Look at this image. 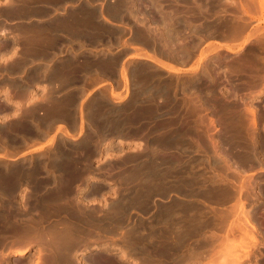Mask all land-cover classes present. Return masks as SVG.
Returning <instances> with one entry per match:
<instances>
[{"label": "bare ground", "instance_id": "bare-ground-1", "mask_svg": "<svg viewBox=\"0 0 264 264\" xmlns=\"http://www.w3.org/2000/svg\"><path fill=\"white\" fill-rule=\"evenodd\" d=\"M91 1V0H90ZM101 1V0H100ZM100 1L98 0V3L100 4ZM110 1V0H109ZM146 1V2H145ZM183 1V0H181ZM190 1V0H189ZM193 1V0H192ZM191 1V2H192ZM196 1V0H195ZM217 2V0H215ZM9 2V1H8ZM11 2V1H10ZM110 4H107L106 6V11H108L110 13V16L112 17H123L125 15V13H130L131 15L135 14L133 12H138V10L140 8L145 9V7H149L150 6V10L151 8H154V2L153 0H120V1H116V0H111ZM185 2V1H183ZM198 2V1H197ZM206 2V1H205ZM214 2V0H212V3ZM48 3V2H47ZM69 3V2H68ZM94 3V2H93ZM102 3V1H101ZM109 3V2H108ZM145 3L146 6H145ZM196 3V2H195ZM199 3V2H198ZM222 3V2H221ZM232 3V2H231ZM12 4V3H10ZM36 4V3H35ZM73 4V3H72ZM175 4V3H174ZM192 4V3H191ZM204 4V3H203ZM216 4V3H214ZM238 4H240L239 8L242 9L241 12H243V14H249L248 13V9H250L248 7V5L246 4L245 1L240 0L238 2ZM94 5V4H93ZM104 5V4H102ZM181 5V4H180ZM185 5V4H184ZM226 5V4H225ZM10 6V5H9ZM64 6V5H63ZM96 6V5H94ZM98 6V5H97ZM145 6V7H144ZM208 6V5H207ZM212 6V5H211ZM227 6V5H226ZM259 10L261 12L264 13V0H259ZM218 7V6H217ZM230 7V6H229ZM22 8V6H21ZM58 8V7H57ZM99 8V6H98ZM207 8V7H206ZM205 8V9H206ZM221 8V7H220ZM156 9V7H155ZM154 9V12H155ZM160 9V8H159ZM174 9V8H173ZM172 9V10H173ZM191 9V8H190ZM199 9V7H198ZM223 9V8H222ZM221 9V10H222ZM240 9V10H241ZM21 10V9H20ZM57 10V9H55ZM60 10V9H59ZM96 9L93 8V6H89L88 5V1L87 0H82L81 2H77V4L74 5L73 8H71V13H68L69 15H71V18L74 17L75 15H77L76 17H78V21L76 22V24L78 25H82L79 26V28L81 27L82 29H84V31H94L93 27H91L93 22H97V18H94V15L96 13L95 11ZM192 10V9H191ZM196 10V8H195ZM200 10V9H199ZM198 10V11H199ZM69 11V10H68ZM100 11V10H99ZM177 11V10H176ZM190 11V10H188ZM202 10L199 11V14H201ZM220 11V10H219ZM223 11V10H222ZM104 12V11H102ZM107 12V13H108ZM172 12V11H170ZM203 12V11H202ZM217 12V11H215ZM250 12V10H249ZM260 12V13H261ZM48 13V12H47ZM66 11H62V13H58L59 17L62 15H66L65 14ZM158 13V12H156ZM166 13V12H165ZM179 13V12H178ZM181 13V12H180ZM213 13V11H212ZM230 13V11H229ZM174 15V13H172ZM182 14V13H181ZM198 14V13H197ZM139 15V13H138ZM176 15V13H175ZM233 18H230L232 21H235V16L234 14H230ZM229 15V16H230ZM100 16V15H99ZM143 16V15H142ZM146 16V14H145ZM144 16V18H145ZM178 16V15H177ZM183 16V15H181ZM219 16V15H218ZM58 17V16H57ZM58 17V18H59ZM67 17V16H66ZM102 18V20H104L105 22H108L110 24V22L112 21V19L107 16L106 14H101L100 16ZM98 17V18H100ZM128 17V16H127ZM153 17V16H152ZM157 17V15H156ZM154 17V18H156ZM164 17V15L162 16ZM179 17V16H178ZM196 17L199 18V15H196ZM195 17V18H196ZM201 17V16H200ZM204 17V16H203ZM202 17V18H203ZM215 17V16H214ZM100 18V19H101ZM131 18V17H130ZM150 19V17H147ZM146 18V19H147ZM153 18V19H154ZM158 18V17H157ZM193 18V19H195ZM240 18V16H239ZM54 19L55 16H54ZM64 19V18H63ZM118 19V18H117ZM120 19V18H119ZM118 19V20H119ZM133 19V18H132ZM135 19V18H134ZM148 19V20H149ZM152 19V18H151ZM179 19V18H177ZM188 19V18H187ZM192 19V18H191ZM208 19V18H206ZM222 19V18H221ZM61 19H59L58 21H60ZM126 20V19H125ZM162 21H164L163 19H161ZM196 20H198L196 18ZM205 20V19H204ZM220 20V19H218ZM230 20V21H231ZM237 20V18H236ZM240 20V19H239ZM63 21V20H62ZM68 21V20H67ZM115 21V20H113ZM112 21V22H113ZM129 21V20H128ZM206 21V20H205ZM231 21V22H232ZM71 22V21H70ZM74 22H75V18H74ZM101 22V21H100ZM138 22V21H137ZM144 22V20H143ZM150 22V21H149ZM157 22V21H155ZM165 22V21H164ZM168 22L171 23V21L168 20ZM167 22V23H168ZM181 22V21H180ZM183 22V21H182ZM190 22V21H189ZM192 22V21H191ZM195 22V21H194ZM208 22V21H207ZM59 23V22H58ZM73 23V22H72ZM90 25H89V24ZM117 23V22H116ZM139 23V22H138ZM142 23V22H141ZM140 23V24H141ZM153 23V22H152ZM206 23V22H205ZM204 23V24H205ZM228 23V22H227ZM230 23V22H229ZM240 23V22H239ZM57 24V22H56ZM61 24V23H60ZM67 24V23H66ZM88 24V25H87ZM94 24V23H93ZM99 24V22H98ZM125 24V23H124ZM148 24V23H147ZM151 24V23H150ZM149 24V25H150ZM155 24V23H154ZM169 24V23H168ZM181 24V23H180ZM195 24V23H194ZM200 24V23H199ZM75 25V23H74ZM100 25V24H99ZM142 28H143V24ZM146 25V24H145ZM148 25V26H149ZM157 25V24H156ZM153 26L154 28L157 26ZM162 25V24H160ZM206 25V24H205ZM211 25V24H210ZM223 25V24H222ZM237 25V24H236ZM67 26V25H66ZM77 25H75L76 27ZM137 26V25H136ZM169 26V25H168ZM185 26V25H184ZM204 26V25H203ZM213 26V25H212ZM221 26V25H220ZM64 27V25H63ZM62 25L61 28L63 29ZM73 27V26H72ZM87 27V28H86ZM104 27V26H103ZM102 27V28H103ZM145 27V26H144ZM147 27V25H146ZM160 27V26H159ZM158 27V28H159ZM208 27V25L206 26ZM225 27V26H224ZM78 28V29H79ZM124 28V27H123ZM184 28V27H183ZM186 28V27H185ZM210 28V27H209ZM231 28V27H230ZM235 28V26H234ZM61 29V30H62ZM70 29V28H69ZM73 29V28H71ZM70 29V30H71ZM81 29V30H82ZM151 29V28H150ZM156 29V28H155ZM154 29V30H155ZM237 29V28H236ZM241 29V28H240ZM244 29V28H242ZM74 30H76L74 28ZM153 30V31H154ZM182 30V29H181ZM211 30V29H210ZM233 30V29H232ZM239 30V29H238ZM73 31V30H72ZM100 31V30H99ZM125 31V30H124ZM152 31V29H151ZM149 30V28H147V33L151 32ZM167 31V30H166ZM172 31V30H171ZM178 33V30H176ZM180 31V30H179ZM203 31V30H202ZM209 31V30H208ZM231 31V30H230ZM62 32V31H61ZM65 32V31H64ZM96 32V30H95ZM120 32V31H119ZM123 32V30H122ZM156 32V31H155ZM153 32V34L155 33ZM235 32V31H233ZM239 32V31H238ZM241 32V30H240ZM75 33V32H74ZM77 33V32H76ZM107 33V32H106ZM135 33V31H134ZM159 33V31H158ZM158 33H155L154 36ZM166 33V32H165ZM92 34V33H91ZM102 34V33H101ZM152 34V33H151ZM164 33H159V36L157 39L162 41V44H168L169 42H172V38L174 37V35H176V33L173 35L172 33L169 34V32H167V34L169 35H163ZM198 34V33H197ZM200 34V33H199ZM234 34V33H233ZM232 34V35H233ZM236 34V33H235ZM234 34V35H235ZM76 35V34H75ZM78 35V34H77ZM105 35V34H103ZM109 35V34H108ZM139 35V34H138ZM135 35V36H138ZM147 35V34H146ZM150 35V34H149ZM173 35V37H172ZM209 35V34H208ZM231 35V36H232ZM232 36V38H234L235 36ZM239 35V34H238ZM236 35V36H238ZM153 36V37H154ZM230 36V35H229ZM230 36V37H231ZM2 37V36H1ZM139 37H141L139 35ZM149 37V36H148ZM148 37L146 39H148ZM151 37V36H150ZM149 37V38H150ZM95 38V37H94ZM137 38V37H136ZM143 38V36H142ZM155 37L152 39H156ZM122 39V38H121ZM175 39V38H173ZM140 40V39H139ZM149 40V39H148ZM258 40V39H257ZM150 41V40H149ZM158 41V40H156ZM259 42V40H258ZM263 42V40L261 41ZM113 43V42H112ZM145 43V42H144ZM152 43H154L152 41ZM158 43V42H155ZM154 43V44H155ZM160 43V42H159ZM178 43V42H177ZM253 43V42H251ZM109 44V43H108ZM135 44V43H134ZM153 44V45H154ZM150 45V44H149ZM169 45V44H168ZM179 45V44H177ZM251 45V44H250ZM1 46V45H0ZM93 46V45H92ZM158 46V45H157ZM170 46V45H169ZM13 47V46H12ZM29 47V46H26ZM110 47V46H109ZM156 47V44H155ZM181 47V46H180ZM25 48V47H24ZM143 48V47H142ZM146 48V47H145ZM159 48V47H158ZM174 48V47H173ZM23 49V48H22ZM26 49V48H25ZM150 49V48H149ZM171 49V48H170ZM226 49L230 50L231 48L226 46ZM250 49V48H249ZM77 50V49H76ZM140 50V49H139ZM157 50V49H156ZM161 50V49H159ZM167 50V49H165ZM169 50V49H168ZM168 50L166 51L167 53ZM173 50V49H172ZM171 50V51H172ZM175 50V49H174ZM28 51V50H27ZM161 51H164V49H162ZM176 51V50H175ZM18 52V51H17ZM124 52V51H122ZM232 52V51H231ZM243 52V51H242ZM19 53V52H18ZM29 53V52H28ZM101 53V52H100ZM120 53V52H119ZM127 53V52H126ZM147 53V52H146ZM164 53V52H163ZM174 53V51L172 52ZM13 54V53H12ZM93 54V53H91ZM95 54V53H94ZM105 54V53H104ZM125 54V53H124ZM160 54V53H159ZM158 54V56H159ZM162 54V52H161ZM166 53H164L165 55ZM202 54V53H201ZM256 54V53H255ZM254 54V55H255ZM101 55V54H100ZM109 54H105L104 57H107V61L106 65L107 68H112L111 66L114 65L115 66V61L117 62V58L119 57L120 54L113 56H107ZM135 58L139 59H147L150 60L152 58V56L149 55H144L143 52H139L137 51L136 54H134ZM153 55V54H152ZM163 55V54H162ZM161 55V56H162ZM169 55V54H168ZM171 55V53H170ZM175 55V53L173 54ZM171 55L168 56L167 58H171V59H176L174 58V56ZM187 55V54H186ZM253 54L248 55V60L250 61V59H252L254 57ZM173 56V57H172ZM200 56V55H199ZM243 56V55H242ZM5 57V56H4ZM15 57V56H14ZM17 57V55H16ZM19 57V56H18ZM17 57V58H18ZM22 57V56H21ZM26 57V56H25ZM24 57V58H25ZM88 57V56H87ZM151 57V58H150ZM176 57V56H175ZM186 57V56H185ZM241 57V56H240ZM16 58V60H17ZM23 58V57H22ZM23 58V59H24ZM36 58V57H35ZM99 58V56H98ZM163 58V57H162ZM238 58V57H237ZM8 59V58H7ZM75 59V58H74ZM87 59V58H86ZM102 59V58H101ZM120 59V58H119ZM170 59V60H171ZM178 59V57H177ZM176 59V60H177ZM204 59V58H203ZM258 59V58H257ZM29 60V59H28ZM33 60V59H32ZM99 60V59H98ZM106 60V59H105ZM166 60V59H165ZM245 60V59H244ZM253 60V59H252ZM14 61V60H12ZM84 61V60H83ZM151 61V60H150ZM180 61V60H179ZM234 63H239V65L241 66L242 69L246 68V65H241L243 64L242 61L240 62H235L234 60H232ZM4 62V61H3ZM7 62V61H5ZM23 62V61H22ZM101 62V60H100ZM104 62V61H103ZM181 62V61H180ZM184 62V61H183ZM245 62V61H244ZM253 62V61H252ZM14 63V62H13ZM19 63V62H18ZM28 63V62H27ZM33 63V62H32ZM94 63V62H93ZM144 63V62H143ZM182 63V62H181ZM232 63V62H231ZM247 63V60L246 62ZM8 64V63H5ZM4 64V65H5ZM17 64V63H16ZM101 64V63H100ZM103 64V63H102ZM162 64V63H161ZM14 65V64H13ZM127 65V64H126ZM164 65V64H163ZM231 65H234L233 63ZM230 65V66H231ZM235 68L236 70H238V67ZM7 66V65H6ZM19 66V65H18ZM104 66V65H102ZM147 66V65H146ZM166 66V67H165ZM229 66V65H228ZM246 66V67H244ZM99 67V66H98ZM126 67V66H124ZM136 66H133V68ZM150 67V66H149ZM164 67L169 70L170 72H175L177 71L173 66H167L164 65ZM249 67V66H248ZM2 68V67H1ZM10 68V67H8ZM7 68V69H8ZM18 68V67H17ZM118 68V67H117ZM130 68V67H129ZM209 68V67H208ZM228 68V67H227ZM231 67H229L230 69ZM233 68V66H232ZM232 68L230 69V71L232 70ZM234 68V70H235ZM240 68V70H241ZM4 69V68H3ZM125 69V68H124ZM121 70L122 71V77L124 80V84L127 86V72L126 70ZM205 68H203L202 70H204ZM248 69V68H246ZM250 69V68H249ZM248 69V70H249ZM9 70V69H8ZM7 70V71H8ZM102 70V69H101ZM129 70V69H128ZM131 70V69H130ZM134 70L136 71V73H138L141 76V79L139 80L140 83H138L137 85L135 84L134 88H136L135 93L133 92L134 95L130 96V98H128V102H126V104H124L125 107L121 108V112L124 111H129L127 113L134 114L132 115L133 118L135 116V119L137 120L136 122V128L140 129V130H144V131H149L151 132L154 131L155 132V139L154 141H152V139L150 141H152L151 143L147 142L144 146L142 145V148H140L139 150H137L136 155H134V159L133 161H136L134 163H136L137 167L134 170V176L132 175L131 180H129L131 183L133 182V184L130 186V182L129 183H125L126 185L129 184V186L132 188L131 189V197L126 196L124 199V203L127 202L125 199L131 198V200L133 199L135 202L137 201V203L140 205L141 202H145L146 205H150V203H146L148 199L151 200V196H153L152 198L155 199H159L160 203L157 201L152 200L154 205V212L150 213V217L143 219L142 215L139 214L140 217H137L135 220V226L132 225L130 226V229L128 231V233H130L131 235L133 234V236H131L129 239L127 240V244H125V248L120 252V254L118 255V258H123V257H129L132 255H135L134 257L136 258V262L135 264H185L188 262H196L199 260V257H203L204 256V252L203 248L204 246H208L210 248V246L213 245L214 246H220L219 248L221 249L222 247L224 248V250L221 249V252L219 251V248L217 251L215 252V254H220L222 253V255L220 254V258L217 261H214L212 256H209L208 259H206L205 261H207L210 264H242L243 260H250L256 256H260L261 251L258 249L257 245L261 244L264 246V233H262L261 230H259V228L257 227V225L252 221V217L250 218L251 215H249V211H245L244 207H246L245 205V199H249L248 197L245 198L246 194L248 191H246L248 189L249 186L253 185L252 180L250 179V177H246L244 174H246L245 172L243 173V169L241 168V166H237L238 162H241L242 159H240V161L236 163H232L229 159L228 156H230V148H228L229 146H235L239 148V152L235 151L236 153H239L240 156L244 158H248L249 160H251L252 158H254L253 156L255 154H257L259 151H256V149L259 147L260 143H264L263 139L260 138L258 136V128H257V121H256V110L254 106H247L245 104L243 107H241V111L244 110L245 111V115L246 113H249V117L247 116H243L244 119L241 122H237L238 120V116H237V110H240L239 107L235 106V103L232 99L229 100L228 98L225 97L224 92H222L220 90V88L216 87V85H214V83L210 84L209 86H211V89H209L211 91V93H219L220 96L214 95L213 97H206L205 96H201L202 94L196 92V94L194 93L195 96L190 97V94L192 92V88L189 89V86L192 85H196L200 87V89L202 90V87L204 88L206 86V83L204 80H209L208 79H202L201 78H196L195 81H193V79L191 80L189 77V80H185L184 81H180V86L178 85V83L172 85L169 82L167 83L166 81V85L165 82L164 84H161L163 86H157V84L155 85V81H154V77L152 74L146 73L145 70H143V68L141 66H137L136 68H134ZM133 70V71H134ZM200 70V71H202ZM251 70V69H250ZM19 71V70H18ZM108 71V70H107ZM110 71V70H109ZM207 71V68H206ZM3 72V71H2ZM17 72V71H16ZM27 72V71H26ZM209 72V71H208ZM214 72V71H213ZM234 72L235 75V71H231V73ZM240 72V71H239ZM7 73V72H6ZM14 73V72H13ZM104 73V72H103ZM237 73V72H236ZM243 73V72H242ZM20 74V73H19ZM29 74V73H28ZM27 74V75H28ZM100 74V73H99ZM106 74V73H105ZM137 74V75H138ZM159 74V73H158ZM230 74V73H229ZM119 75V74H118ZM160 75V74H159ZM237 75V74H236ZM5 76V75H4ZM12 76V75H11ZM33 75H31L32 77ZM62 76V75H60ZM59 76V77H60ZM129 76V75H128ZM155 76H157L155 74ZM208 76V75H207ZM211 76V75H210ZM63 77V76H62ZM117 77V76H116ZM176 77V76H175ZM206 77V75H205ZM212 77V76H211ZM236 77V76H235ZM249 77V76H248ZM251 77V76H250ZM254 77V76H253ZM264 77V76H263ZM4 78V77H3ZM132 78V77H131ZM137 78V77H136ZM158 78V77H157ZM171 78V77H170ZM169 78V79H170ZM173 78V77H172ZM171 78V79H172ZM256 78V77H255ZM99 78H97L98 80ZM182 79V78H180ZM213 79V78H212ZM216 79V78H215ZM235 79V78H234ZM248 79V78H247ZM259 79V78H258ZM60 80V79H59ZM89 80V79H88ZM91 80V79H90ZM96 80V81H97ZM132 80V79H131ZM130 80V82H131ZM174 80V79H173ZM237 80V79H236ZM8 81V80H6ZM29 81V80H28ZM62 81V80H61ZM60 81V82H61ZM99 81V80H98ZM134 81V80H133ZM138 81V80H137ZM178 81V80H177ZM219 81V80H218ZM244 81V80H243ZM95 82V81H93ZM157 82V81H156ZM159 82V80H158ZM179 82V81H178ZM212 82V81H211ZM210 82V83H211ZM14 83V82H13ZM133 83V82H132ZM163 83V82H162ZM172 83V82H171ZM220 83V82H218ZM240 83V82H239ZM19 84V83H18ZM91 84V83H90ZM111 84V83H110ZM130 84V83H129ZM159 84V85H160ZM232 84V83H231ZM249 84V83H248ZM237 85V83H236ZM251 85H253L251 83ZM7 86V85H6ZM14 86V85H13ZM17 86V83H16ZM31 86V85H30ZM177 86L179 87V90H181L182 95L184 96H178L175 93L177 92L176 89ZM254 86V85H253ZM62 87V86H61ZM248 87V86H247ZM264 87V86H263ZM9 88V87H8ZM29 88V87H28ZM117 88V87H116ZM132 88V87H131ZM208 88V86H207ZM217 88V89H216ZM194 89V88H193ZM197 89V88H196ZM247 89V88H246ZM8 90V89H7ZM19 90V89H18ZM24 90V89H23ZM49 90V89H48ZM190 90V94L187 95V91ZM242 90V88L240 89ZM34 91V90H33ZM58 91V89H57ZM75 91V90H74ZM84 91V90H83ZM194 91V90H193ZM258 92L261 91L260 89L257 90ZM9 92V91H8ZM11 92V91H10ZM17 92V91H16ZM19 92V91H18ZM26 92V91H25ZM54 92V91H53ZM102 92V91H101ZM126 92V91H125ZM202 92V91H201ZM258 92L256 94H258ZM23 93V92H22ZM84 93V92H83ZM104 93V92H103ZM11 94V93H10ZM47 94V93H46ZM49 94V93H48ZM70 94V93H68ZM105 94V93H104ZM117 94V93H116ZM206 94V93H204ZM249 94V93H248ZM251 94V93H250ZM9 95V94H8ZM71 95V94H70ZM102 95V94H101ZM122 95V94H121ZM245 95V94H244ZM255 95V94H254ZM6 96V95H5ZM98 96V95H97ZM96 96V97H97ZM119 96V95H118ZM178 96V97H177ZM257 96V95H255ZM7 97V96H6ZM5 97V98H6ZM31 97V96H30ZM44 97L46 98V95H44ZM180 97V99H179ZM251 97V96H250ZM101 98V97H100ZM234 98V97H233ZM9 98H7V100H9ZM53 99V98H52ZM94 99V98H93ZM107 99V98H106ZM178 99L181 100L179 103ZM236 99V98H235ZM33 100H37L36 98ZM50 100V99H49ZM68 100V99H67ZM101 100V99H99ZM103 100V99H102ZM209 100V104H213L214 106H217V110L215 111L216 116H206L207 117V123L203 122L205 121L206 118H204L203 114L205 113V111H201L202 113L198 112L199 109L202 110L203 107H206L204 105V103L206 101ZM45 101V100H44ZM53 101V100H52ZM66 101V100H65ZM76 101V100H75ZM89 101V100H88ZM92 101V100H91ZM127 101V100H126ZM2 102V101H1ZM25 102V101H24ZM38 102V101H37ZM42 102V100H41ZM47 102V101H46ZM64 102V100H63ZM98 102V101H97ZM97 102L95 104H97ZM101 102V101H100ZM171 103V105L173 107H171V109H166V105L168 103ZM244 103V101H241ZM246 102V101H245ZM62 103V102H61ZM72 103V102H70ZM125 103V102H123ZM169 103V104H170ZM42 104V103H40ZM45 104V103H43ZM90 104V103H89ZM239 104V103H238ZM3 105V104H2ZM22 105V104H21ZM29 105V104H28ZM54 107V110H56L55 108L57 107V109H61L63 108V105H53L50 104ZM100 105V104H99ZM170 105V106H171ZM185 105V109L184 110H180L179 107ZM240 105V104H239ZM243 105V104H242ZM30 106V105H29ZM33 106V105H31ZM43 106V105H42ZM51 106V107H52ZM92 106V104L90 105ZM96 106V105H95ZM94 106V107H95ZM198 106H201L199 109H197ZM209 106V105H207ZM215 106V107H216ZM39 107V106H36ZM41 107V105H40ZM39 107V108H40ZM77 107V106H76ZM86 107V106H85ZM93 107V108H94ZM107 107V106H106ZM169 107V106H168ZM213 107V108H215ZM5 108V107H4ZM27 108V107H26ZM31 108V107H29ZM101 108V106H100ZM129 110H126V109ZM207 109H209L208 107H206ZM239 108V109H237ZM85 109V108H84ZM99 109V108H98ZM103 109V108H102ZM111 109V108H110ZM205 109V108H204ZM203 109V110H204ZM237 109V110H236ZM5 110V109H4ZM7 110V109H6ZM53 110V111H54ZM76 110V109H75ZM78 110V109H77ZM97 110V108H96ZM100 110V109H99ZM104 110V109H103ZM102 110V111H103ZM108 110V109H107ZM119 110V111H120ZM213 110V109H212ZM24 111V110H23ZM27 111V110H26ZM39 111V110H38ZM52 111V110H51ZM93 111V109L91 110ZM243 111V112H244ZM247 111V112H246ZM22 112V111H21ZM20 112V113H21ZM32 113L35 112V108L32 109L31 111ZM59 112V111H58ZM113 112V111H112ZM117 112V111H116ZM200 113V114H197ZM207 112V111H206ZM241 112V113H243ZM11 113V112H10ZM62 113V112H61ZM65 113V112H63ZM80 113V112H79ZM126 113V114H127ZM211 113V112H210ZM214 113V112H212ZM214 113V114H215ZM240 113V111L238 112ZM41 114V113H40ZM46 114V113H45ZM57 114V113H56ZM66 114V113H65ZM77 114V113H76ZM91 114V113H90ZM98 114V113H97ZM121 114V113H120ZM123 114V113H122ZM121 114V115H122ZM24 115V114H22ZM31 115V114H30ZM60 115V114H59ZM194 115V116H193ZM209 115V114H208ZM213 115V114H212ZM242 115V114H241ZM248 115V114H247ZM20 116V114H19ZM32 116V115H31ZM65 116V115H64ZM67 116V115H66ZM65 116V117H66ZM88 116V115H87ZM115 116V115H114ZM47 117V116H46ZM61 117V116H60ZM59 117V118H60ZM72 117V116H71ZM123 117V116H122ZM202 117L204 119H202ZM8 118V117H7ZM38 118V117H37ZM56 118V117H55ZM62 118V117H61ZM77 118V117H76ZM85 118V117H84ZM131 118V116L129 117ZM242 118V117H241ZM248 118V119H247ZM31 119V118H30ZM33 119V118H32ZM54 119V118H53ZM57 119V118H56ZM64 119V118H63ZM71 119V118H70ZM87 119V118H85ZM107 119V118H106ZM247 119V124L248 126L243 128L246 124ZM12 120V119H11ZM47 120V119H44ZM55 120V119H54ZM60 120V119H59ZM72 120V119H71ZM79 120V119H78ZM102 120V119H101ZM203 120V121H202ZM13 121V120H12ZM11 121V122H12ZM28 121V120H27ZM26 121V122H27ZM32 120H29V123ZM52 121V120H51ZM50 121V122H51ZM81 121V120H80ZM79 121V122H80ZM239 121V120H238ZM9 122V121H8ZM34 122V121H33ZM39 122V121H38ZM45 122V121H44ZM47 122V123H46ZM45 125H50L49 121H46ZM53 122V121H52ZM55 122V121H54ZM61 122V121H60ZM70 122V121H69ZM89 122V121H88ZM29 123H27L29 125ZM72 123V122H71ZM81 123V122H80ZM90 123V122H89ZM97 123V122H96ZM109 123V122H108ZM119 124V122H117ZM5 124V123H4ZM70 124V123H69ZM111 124V122H110ZM114 124V123H113ZM112 124V125H113ZM242 124V125H241ZM6 125V124H5ZM2 124V126H5ZM9 125V124H8ZM27 125V126H28ZM78 125V124H77ZM91 125V124H90ZM109 125V124H108ZM120 125V124H119ZM208 125H211L210 127H213V129L216 131L215 132V136H212L211 138H209L208 136L210 134H214V133H210L208 131ZM244 125V126H243ZM39 126V125H38ZM81 126V125H80ZM127 126V124H126ZM1 127V126H0ZM14 127V126H13ZM12 127V128H13ZM74 127V126H73ZM76 127V126H75ZM106 127V125H105ZM26 128V127H25ZM39 128V127H38ZM97 128V127H96ZM118 128V127H117ZM124 128V127H123ZM128 128V127H127ZM1 129V128H0ZM16 129V128H15ZM107 129V128H106ZM116 129V128H114ZM120 129V128H119ZM131 129V127H130ZM212 129V130H213ZM241 129H244V131L248 134L246 136H240L238 135L241 131ZM4 130V129H3ZM45 130V129H44ZM129 130V129H128ZM210 130V128H209ZM8 131V130H7ZM119 131V130H118ZM122 131V130H121ZM120 131V132H121ZM12 132V130H11ZM33 132V131H32ZM46 132V131H45ZM89 132V131H88ZM80 133V131H79ZM78 133V134H79ZM199 134L201 139H202V146L198 145L200 144V141L196 144V140L194 141L195 144L191 145L190 143V138L194 139L192 136L194 134ZM16 134V133H15ZM99 134V133H98ZM123 134V133H122ZM128 134V133H127ZM142 134V132H141ZM1 135V134H0ZM3 135V134H2ZM92 135V134H91ZM102 135V134H101ZM105 135V134H104ZM130 135V134H129ZM150 135V133H149ZM167 135L169 136V142L166 143V138ZM198 135V136H199ZM4 136V135H3ZM13 136V135H12ZM19 136V134L17 135ZM75 135H69L70 138H76L74 137ZM79 136V135H78ZM85 136V135H84ZM99 136V135H98ZM131 136V135H130ZM147 136V134H146ZM144 136V137H146ZM196 135V137H198ZM1 137V136H0ZM26 137V136H25ZM86 137V136H85ZM195 137V138H196ZM103 138V137H102ZM128 138V137H127ZM154 138V137H153ZM199 138V137H198ZM8 139V138H7ZM89 139V138H88ZM200 139V138H199ZM10 140V139H9ZM75 140V139H74ZM85 140V139H83ZM101 140V139H100ZM120 140V138H119ZM118 142H122L121 140ZM128 140V139H127ZM146 140V139H145ZM167 140V141H168ZM3 141V140H2ZM192 141V140H191ZM205 141V142H204ZM95 142V141H94ZM193 142V143H194ZM207 142V143H206ZM81 144V143H80ZM96 144V143H95ZM115 144V143H114ZM121 144V143H120ZM141 144V143H139ZM143 144V143H142ZM2 145V144H1ZM57 145V144H56ZM97 145V144H96ZM119 145V144H118ZM5 146V145H4ZM141 146V145H140ZM200 146L202 148H200ZM57 147V146H56ZM55 147V148H56ZM70 147V145H69ZM76 147V146H74ZM86 147V145H85ZM97 147V146H96ZM139 146H137L138 148ZM208 147H211L210 149ZM232 147V148H235ZM262 147V146H261ZM8 148V147H7ZM208 148V149H207ZM236 148V150L238 149ZM14 149V148H13ZM54 149V148H53ZM84 149V148H83ZM93 149V148H92ZM261 149V148H259ZM258 149V150H259ZM264 149V148H263ZM2 150V149H1ZM73 150V149H72ZM210 150V153L209 151ZM228 150L229 153H228ZM235 150V149H233ZM51 151V150H50ZM64 151V149L62 150ZM96 151V150H95ZM196 151L197 154L198 152H200V154L202 153V160L200 162V158L196 160H199L200 163H202L204 166L202 168H200V170H197L195 168V166L197 167V162L195 159H193L194 155L192 156V152ZM262 151V150H260ZM67 152V151H66ZM234 152V151H233ZM232 152V154H233ZM53 153H58L56 154L58 156V169H62L66 179L63 181V183H61V186L59 185V193L55 196V193H51L54 195L51 196H43L40 197V199H38L37 201L33 200L31 202L27 201L25 202L26 204L24 206H20L19 205H14L13 201L10 198V201H12V204L10 202H7L6 199L4 198L6 195L11 194V190L17 186V184L21 181H23V179H30L32 180L33 176L31 174V170H26L24 168H22L19 165H15V166H7L3 168L2 171H0V186H1V191H0V264H2L5 260L3 257V255H6L5 253H2L3 251V247L7 245V243L12 242L15 246H19L15 249V254L17 255V260H21L23 259V257L26 254V252L29 249V245L34 242L35 240L38 241V248L37 251L35 252L36 257L35 260H37L35 262V260H33L36 264H84L83 262V258H79L75 259L73 258V256H75V248L74 246L78 245L76 244L77 241L79 240L78 237H80L81 235H79L81 232H86L87 230H90L89 228L94 224L97 223V221L99 220L96 216L94 215L91 211L89 210H82L80 208H78L77 206L78 203L77 202H81L82 204H89V203H94V201L92 202L91 200L93 199H88V201L84 200L85 198H83V200H77V202H75L73 199L71 200V198L67 199L66 196L68 195L66 192L71 188V184H72V180L74 178H76V170L77 167L75 165H73L74 163H67V164H60V159L63 157V155H61V152L59 150H54L52 152ZM63 153V152H62ZM71 153V152H69ZM79 153V152H78ZM96 153V152H95ZM51 154V153H50ZM93 154V153H92ZM122 154V153H121ZM134 154V152H133ZM196 154V153H195ZM229 154V155H228ZM231 154V156H232ZM260 154V153H259ZM262 154V153H261ZM5 155V154H4ZM7 155V153H6ZM80 155V154H79ZM94 155V154H93ZM118 155V154H117ZM132 155V153H131ZM237 155V154H236ZM235 155V156H236ZM263 155V154H262ZM261 155V156H262ZM46 156V155H45ZM49 159H53L51 155H49ZM65 156V155H64ZM71 156V155H70ZM95 156V155H94ZM199 156V154L197 155ZM234 156V155H233ZM239 156V155H238ZM239 156V157H240ZM257 156V155H256ZM54 157H56L54 155ZM68 157V156H67ZM66 157V158H67ZM75 157V155H74ZM86 157V156H85ZM132 157V156H131ZM264 157V156H263ZM6 160H13L15 158L14 155H7ZM41 158V157H40ZM64 158V157H63ZM231 158V157H230ZM232 158H236V157H232ZM231 158V160H232ZM258 158V157H256ZM71 159V158H70ZM73 159V157H72ZM71 159V160H72ZM127 159V156H126ZM132 159V158H130ZM129 159V160H130ZM28 160V159H27ZM40 160V159H39ZM45 160V159H44ZM69 159H67L68 162ZM87 160V159H86ZM117 160V159H116ZM120 160V159H119ZM125 160V159H124ZM194 160L196 162V164L194 163ZM234 162L237 160L233 159ZM246 160V159H245ZM253 160V159H252ZM257 160V159H256ZM261 161H263L264 159L261 157L260 158ZM66 161V160H65ZM64 161V162H65ZM78 161V160H77ZM132 161V160H130ZM255 161V159L253 160ZM259 161V160H257ZM260 161V162H261ZM3 162V161H2ZM11 162V161H10ZM24 162V161H23ZM55 162V161H53ZM123 162V161H122ZM127 163V161H125ZM211 162L214 163V166H211ZM245 161H243V164ZM249 162V161H246ZM259 162V163H260ZM264 162V161H263ZM261 162V163H263ZM6 163V162H5ZM87 163V162H85ZM84 163V164H85ZM121 163V162H120ZM252 163V161H251ZM250 163V164H251ZM28 164V163H27ZM35 164V163H34ZM38 164V163H37ZM128 164V163H127ZM201 164V165H202ZM211 164V165H210ZM240 164V163H239ZM238 164V165H239ZM242 164V162H241ZM240 164V165H241ZM247 164V163H246ZM43 165V164H42ZM50 165V164H49ZM87 165V164H86ZM200 165V167H201ZM261 165V164H260ZM0 166V167H1ZM28 166V165H27ZM26 166V167H27ZM40 166V165H39ZM38 166V167H39ZM83 166V165H82ZM82 166L81 168H79V170H82ZM245 166V165H244ZM243 166V167H244ZM48 167V166H47ZM76 167V168H75ZM132 167V166H131ZM215 167V168H214ZM33 168V167H29ZM36 168V167H35ZM46 168V167H45ZM50 168V167H49ZM262 168V167H261ZM28 169V168H27ZM48 169V168H47ZM54 169V168H53ZM85 170V168H83ZM35 171V169H33ZM52 170V169H50ZM90 170V169H89ZM38 171V170H37ZM94 171V170H93ZM54 172V171H53ZM62 172V173H63ZM84 172V171H83ZM92 172V171H90ZM130 172V171H129ZM41 173V171H40ZM132 173V172H131ZM34 174V173H33ZM45 174V173H44ZM47 174V173H46ZM91 174V173H90ZM231 174V175H230ZM39 175V174H38ZM79 175V174H78ZM81 175V174H80ZM86 175V174H85ZM130 175V174H129ZM231 176L232 178L235 176L242 177V179L237 180L236 178V184L234 183H227V176ZM247 175V174H246ZM131 176V175H130ZM39 177V176H38ZM57 177V176H56ZM83 177V176H82ZM85 177V176H84ZM78 178V177H77ZM126 178V177H125ZM129 178V177H128ZM229 178V177H228ZM79 179V178H78ZM29 180V181H30ZM51 180V179H50ZM58 180V179H57ZM81 180V179H80ZM86 180V179H85ZM133 180V181H132ZM77 181V180H76ZM122 181V180H121ZM61 182V181H60ZM124 182V180H123ZM215 182H217L218 184H215ZM232 182V181H230ZM237 182L239 184H237ZM26 183V182H25ZM102 183V182H101ZM122 183V182H121ZM120 183V184H121ZM52 184V183H51ZM97 182L92 183L90 186L93 189V193L96 191H100L99 190V185L97 188ZM210 184H215V185H222L225 188L230 187L232 189V186L235 187V189L230 190L229 188H227V192L228 193H232L230 195H233V197H231L230 195L228 196V198H234L233 200H236V198L238 199L234 201L235 203H237V207L236 204H234L231 208L234 210L236 209L237 211H240L239 213L243 215V221H239L238 219L235 220V222L230 221L227 223L226 226H223V222L224 219L226 220V218L224 217H229V212L231 214V209L227 211L224 210H219L218 209V205L216 202L215 204L218 206L216 207L218 211V213H215V211H212V209L215 210V205L212 204V201L210 198L209 201H212L211 205H208V203L210 204V202H208V200L204 197V195L206 196H210L206 193V190L209 189H205L206 186L210 187ZM81 185V184H80ZM197 186L199 189V191H202L201 193H197L194 191H192V188L194 186ZM230 185V186H229ZM257 185V184H256ZM78 186V185H77ZM120 186V185H119ZM124 186V185H122ZM218 186V189H219ZM247 187V189H245ZM19 187V185H18ZM17 187V188H18ZM196 187V188H197ZM245 187V188H244ZM252 187V186H251ZM254 187V186H253ZM252 187V188H253ZM259 187V186H258ZM202 188V189H201ZM221 188V187H220ZM250 188V187H249ZM251 188V189H252ZM255 188V187H254ZM253 188V189H254ZM90 189V188H89ZM203 189H205L203 192ZM243 189H245V195H244V191ZM171 192V196H170V200H169V204L168 206H166V203L164 201V197L167 196V194L169 195ZM197 190V189H196ZM211 190L213 191V188H211ZM224 190V189H222ZM260 191V189H257ZM19 191V190H18ZM45 191V190H44ZM48 191V190H47ZM54 191V190H53ZM77 191V190H76ZM91 191V190H90ZM126 191L127 188H126ZM169 193H168V192ZM225 191V190H224ZM223 191V192H224ZM251 191V190H250ZM248 192L249 194L252 192ZM56 192V191H54ZM167 192V194H166ZM243 192V195H242ZM32 193V192H30ZM79 193V192H78ZM107 193V192H105ZM210 193V192H208ZM212 193V192H211ZM210 193V194H211ZM226 193V192H225ZM254 193V192H253ZM251 193V194H253ZM258 193V192H257ZM261 193V192H260ZM46 194V193H45ZM67 194V195H66ZM76 194V193H75ZM109 194V193H108ZM127 194V193H126ZM127 194V195H129ZM166 194V195H165ZM213 194V193H212ZM215 194V193H214ZM223 194V193H222ZM23 195V194H22ZM35 195V194H34ZM122 195V194H121ZM217 195V194H216ZM221 195V194H219ZM225 196V194H223ZM223 195L221 197H223ZM260 195V194H259ZM11 196V195H10ZM9 196V197H10ZM27 196V195H26ZM25 196V197H26ZM93 196V195H92ZM100 196V195H99ZM98 196V197H99ZM226 196V198H227ZM243 196V197H242ZM250 196V195H248ZM253 196V195H251ZM254 195V199H255ZM12 197V196H11ZM34 197V196H33ZM91 198V196H89ZM150 197V198H149ZM213 197V196H212ZM219 197V196H218ZM218 197L216 199H218ZM258 197V196H257ZM31 198V197H30ZM29 198V199H30ZM87 198V197H86ZM208 198V197H207ZM215 198V195H214ZM224 198V197H223ZM225 200H228V198ZM252 198V197H251ZM33 199V198H32ZM31 199V200H32ZM34 199H36L34 197ZM96 199V198H95ZM112 199H114L112 197ZM122 199V198H121ZM122 199V200H123ZM155 199V200H157ZM168 199V198H167ZM219 199H222L219 197ZM254 199H251L254 200ZM263 199V198H262ZM21 200V199H20ZM149 200V201H150ZM26 201V200H25ZM86 201V202H85ZM130 201V200H129ZM134 201H132L131 203H133ZM218 201V200H216ZM224 201V200H223ZM249 201V200H248ZM98 202V201H97ZM117 202V201H116ZM123 202V201H120ZM224 201L223 204L229 203ZM129 203V202H128ZM135 203V204H137ZM221 203V204H222ZM87 204V205H88ZM108 204V203H107ZM144 204V203H143ZM144 204V205H145ZM219 203V205H221ZM223 204L221 205L223 207ZM99 205V204H98ZM106 205V204H105ZM121 204L119 203V205H113L112 208L109 206V209H112L113 212L110 211V213H106L105 211V215L106 216L109 215V217H112V219L117 218V209L121 208L120 206ZM125 205V204H124ZM137 205V206H139ZM38 207V209H40V214L38 216H35L36 214H34L31 210V208L33 207ZM127 208L128 205H126ZM130 206V205H129ZM131 206H133L131 204ZM130 206V207H131ZM136 206V205H134ZM133 206V207H134ZM136 206V207H137ZM141 206H143L141 204ZM235 206V207H234ZM87 207V206H86ZM124 207V206H123ZM147 207V206H146ZM150 207V206H149ZM29 208L31 210V214H27L29 211ZM85 208V207H84ZM148 208V207H147ZM151 208V207H150ZM221 208V207H219ZM230 208V207H228ZM125 209V207H124ZM141 211V208H139ZM144 209V208H143ZM212 214H208V211ZM108 210V208H107ZM226 210V209H225ZM102 211V210H101ZM109 211V210H108ZM126 211H128L126 209ZM139 211V210H138ZM143 211V210H142ZM141 211V212H142ZM145 211L147 212V209L145 208ZM148 211H151V209H149ZM207 211V212H206ZM233 211V210H232ZM236 211V212H237ZM30 212V211H29ZM103 212V213H104ZM125 212V211H123ZM129 212V211H128ZM144 212V211H143ZM235 212V211H233ZM145 213V212H144ZM149 212H147L148 214ZM228 213V214H227ZM239 213L237 215H239ZM59 214L60 218L59 217ZM100 214V213H99ZM235 214V213H232ZM24 215V216H22ZM57 216L58 218H52L51 216ZM135 215V214H134ZM228 215V216H227ZM117 216V217H116ZM120 216V215H119ZM144 216V215H143ZM147 216V215H146ZM210 216V217H207ZM236 216V215H235ZM49 217H51V219H49ZM100 217V216H99ZM239 217V216H238ZM104 218V217H103ZM106 218H108V216H106ZM48 219V220H47ZM128 219V218H127ZM228 219V218H227ZM101 220V219H100ZM104 220V219H103ZM108 220V219H107ZM123 220V219H122ZM125 220V218H124ZM254 220V219H253ZM126 221V220H125ZM255 221V220H254ZM47 222V223H46ZM101 222V221H100ZM124 222V221H123ZM147 222H150V224H148ZM99 223V222H98ZM102 223V222H101ZM120 223V222H119ZM133 223V224H134ZM210 224V226H213L212 228L207 227V225ZM226 224V221H225ZM100 225V224H99ZM121 225V224H120ZM146 225V226H145ZM249 227H247V226ZM95 226V225H94ZM115 226V225H114ZM91 227V229H92ZM261 227V226H260ZM113 228V226H112ZM127 228V227H126ZM86 229V230H85ZM96 229V228H95ZM110 229V228H109ZM108 229V230H109ZM99 230V229H98ZM121 230V229H120ZM132 230H134L132 232ZM237 230V233H236ZM96 231V230H95ZM94 232V231H93ZM117 232V230H116ZM82 234V236L84 237V235L86 234ZM96 233V232H95ZM120 233V232H119ZM118 233V234H119ZM91 234V233H90ZM89 234V235H90ZM126 234V233H125ZM92 235V234H91ZM236 235V236H235ZM12 236H17V238H15L14 240H10L9 237ZM81 237V238H83ZM87 237V234H86ZM97 237V236H96ZM99 237V236H98ZM103 236H101L102 238ZM124 237V236H123ZM80 238V239H81ZM107 238V237H105ZM122 238V237H121ZM96 239V238H95ZM103 239V238H102ZM207 239V240H206ZM85 240V239H84ZM110 240V239H109ZM226 240V242H225ZM90 241V240H89ZM94 241V240H93ZM124 243L125 239L123 240ZM79 242V241H78ZM81 242H84L81 240ZM95 242V241H94ZM115 242V241H114ZM99 243V242H98ZM121 243V242H120ZM90 244V243H89ZM116 244V243H115ZM119 244V243H118ZM215 244V245H214ZM220 244V245H219ZM222 244V245H221ZM84 245V244H83ZM31 246V245H30ZM75 246V247H76ZM79 246V245H78ZM116 246V245H115ZM222 246V247H221ZM8 247V246H7ZM10 247V244H9ZM204 248V249H208ZM77 248V247H76ZM105 248V247H104ZM264 248V247H263ZM111 249V248H110ZM105 250V249H104ZM108 250V249H107ZM216 251V250H215ZM96 252V250H95ZM207 252V251H206ZM209 252V251H208ZM214 252H212L213 254ZM91 254V253H90ZM93 254V252H92ZM264 254V253H263ZM88 255V254H87ZM97 255V256H95ZM200 255V256H199ZM209 255V254H208ZM211 255V254H210ZM91 256V255H90ZM103 257L102 255H100V251L94 253L93 256H91V258H98L99 257ZM115 256V255H114ZM216 256V258H217ZM7 257V256H6ZM206 257V255H205ZM110 258V257H109ZM117 258V257H116ZM31 259V258H29ZM92 259V260H93ZM104 259V257L102 258ZM108 259V257L106 258ZM105 259V260H106ZM32 260V259H31ZM89 260V259H88ZM114 260V259H113ZM251 260V262H252ZM30 261V260H29ZM75 261V262H74ZM109 262V260H107ZM201 261V260H200ZM28 262V261H25ZM32 262V261H30ZM86 262V261H85ZM249 262V261H248ZM254 262V260H253ZM257 264H264V257L261 258L259 261H257ZM34 263V264H35ZM199 263V262H198ZM207 263V264H208ZM28 264V263H27ZM30 264V263H29ZM32 264V263H31ZM88 264V262H87ZM103 264V263H102ZM112 264V263H111ZM132 264V263H131Z\"/></svg>", "mask_w": 264, "mask_h": 264}, {"label": "rangeland", "instance_id": "rangeland-1", "mask_svg": "<svg viewBox=\"0 0 264 264\" xmlns=\"http://www.w3.org/2000/svg\"><path fill=\"white\" fill-rule=\"evenodd\" d=\"M10 1L12 2V0H0V8L10 5ZM19 1H21V0H19ZM43 1H46V0H43ZM81 1L82 0H62L61 2H63V3H65V2L68 3L69 2V4L68 5L65 4L62 7H58V9H62V10L67 12L68 7L71 10V8H73L74 5L77 4V2H81ZM87 1H88V5L89 6L92 5L93 8L96 9L95 10L96 13L94 15V18L95 19L97 18V20L99 19L97 22H93L94 24L92 23L91 27H93L94 31L95 30H98V31L100 30V31H102L104 33L107 32L106 33L107 35L109 34V36H113L114 37V39L107 40L105 43H103V47H101V49H99V50L102 51V53L113 54L112 50H114V49H116L118 47H121V45H128V44H134L135 43L134 45H136V46L135 47L119 48L117 50V52H118L117 54H120V55L116 59L117 62L115 61V63H114L115 66L112 65L111 66L112 68H110V67L108 68V69H111L110 71L109 70L105 71L102 75L95 76V77L91 78V80L89 79L88 82H84L82 86L71 88V89L67 90L66 92L60 94V95H65L66 93L73 91L71 93V95H69L68 100L66 102L60 101V102H57V103H51V101L49 99L52 98V97H56V96L53 95V94L51 96L48 95V93L50 94L52 91L57 92V89H58V91L62 90L64 88V86H62V87L60 86L58 88H54V90H51L50 88H49V90L46 89L41 94L38 93L39 89L33 88L32 90L27 92L26 97L18 96L17 98H15L13 100H12V97L10 96V94H9L10 90H6V89L4 90V99L7 100V98L10 97V99L7 100V101L11 100V101H13L14 104H12L11 108H8L7 110L6 109L5 110L4 109L0 110V126H1L0 127L1 128L0 129V134H1L0 135L1 136L0 137V166L1 165H3V166L5 165L4 166V168H5L7 166H15V165H19V164L24 165V164L30 163L31 164L30 167H33V168L36 167L35 168V173H34V176H33L32 180L27 178L26 181L19 182L17 184V186L14 187L10 191L11 194L6 195L4 197L7 202H10L12 204V201H13L14 205L16 204V205H19V207H20V206H24L26 204L25 202H27V201H29V202H31L33 200L37 201L38 199H40V197H42V195L43 196H47V194H48V196H51V195H54V194H51V193H55V196H56L59 193L58 192L59 191L58 189L60 188L59 185L61 186V183H63V181L66 179V177H64L65 174H64L63 170L60 169L61 167L58 169V173L54 175L53 170H50L52 168V166H51V162L48 159L50 157L49 155H51L54 150H59L61 152V155H63V157H64V158L62 157L60 159V164L59 165L67 164V163L68 164L69 163H71V164L74 163L73 165H75L77 167V169H78V170H76L77 171L76 172V178L73 179L72 184H71V188L66 192L68 194V195L66 194L67 195L66 198L67 199L71 198V200L73 199L75 202H77V200H79V201L83 200V198H85L84 200L87 199L86 201H88V199L89 200L93 199L91 201L92 202L94 201V203H89V204L87 203L88 205L87 204H82L81 202H77L78 205H79L77 207L80 208L81 210H82V208H83V210L84 209L85 210H89L94 215H96V213L101 211V210H102V212L105 211L107 214L110 213V211L112 209H109V206H110L109 204L110 203L107 202L108 199H111L110 197L106 196L104 198H98V197L92 196L90 198L89 197L90 195H87V193H85V189H82V188L79 187V186L84 185V183L82 182V178H83L82 176H84V174H85V171L83 172V170H79V168H81V167H79V165L80 166L83 165L82 167L84 168L83 162H84L85 159L82 156L78 157L77 154H78L79 151L81 153H83L82 152V149H83L82 143L84 142L83 139H85L88 136L89 128L87 127V123H86L87 119H85V118L88 117L87 116V110L89 109V107L91 105V100L90 99L93 96H97V95L105 97L106 103L101 104L102 106H105V107L109 106V103H110L109 99H117L116 103H118L119 105H122L123 107H125L126 105L124 106V104H126V102L129 101L127 98H130V96L134 95L133 92L135 93V91H136V88H134L135 84L137 85L138 83H140L139 80L141 79V76L138 73H136V71L134 70V68H136L137 66H141L143 68V70L146 71V73L149 72V74H152L153 77H154L153 79L155 81L154 84L155 85L157 84V86H163L161 84H164L165 81L167 83L169 82L172 85L178 83V85L180 86V84H181L180 81H184L183 79H185L186 77H187L185 79L186 81L189 80V77H190L191 80L193 79V81H195V79L197 77L201 78V77L204 76L202 79H204V78L208 79L210 77L209 80H204L205 83L206 82L207 83H206V86L204 88L202 87V90L200 89L199 86L196 87V85H194V86H192L193 84L190 85L189 89L192 88V87L194 89L193 88L191 89L192 90L191 94H190V90H188L186 92L187 95L190 94V97H193V96H195L194 93L196 94L197 91L198 92L200 91L199 93L202 94L201 96H205L206 95L204 98L213 97L214 95L217 96V94H218V96H220L219 93H217V94L215 93L214 94V93H211V91L209 90V89H211V86H209V85L214 83V85H216L217 88L219 87L220 90L222 92H224L225 97L227 96L226 98H228V99H230L232 97L236 98V99L233 100L234 102H236L235 106L236 107H240V110H237L239 108L236 109L237 110L238 120H239V121L237 120L238 123L239 122L242 123L241 119L243 120L245 116L249 117V113H246V115H245V111L244 110L241 111L242 104L243 105H245V104L247 105V103L249 102L247 106H249V104H250V106L256 107L255 110H256V113H258V114H256V116H257L256 117V121H257L256 123H257V128H258V136L260 138H262L263 141H264V131H263L264 130V113L262 112L261 107H260V104L262 102H264V87H263L264 86V77H263L264 76V13L259 10L260 9L259 6H258L259 5V0H243V1L246 2L248 7L250 8V9H248V13H249L248 15L247 14H243V12H241L242 9L239 8L240 4H238V2L240 0H217V2L214 0L213 3H212V0H196V1L195 0H193V1L192 0H190V1L189 0H183L185 2H183L181 0H153V2L155 1L153 3L154 4V8H151V10H150V6L147 7L146 6L147 3H145V6H146V7L144 6L145 9L140 8L137 13L133 12V13H135L133 15H131L130 13H125V15L123 17H112V16H110V13L108 11H106L107 10L106 6H107V4L111 3L110 2L111 0L110 1L109 0H101L102 3L99 0L100 4L98 3V0H91V1L87 0ZM116 1H120V0H116ZM214 3H216V4H214ZM93 4L96 5V6H94ZM102 4H104V5H102ZM97 5L99 6V8H98ZM155 7H156V9H155ZM198 7H199L200 10L203 11V12L202 11L200 12L201 14H199L200 10L198 9ZM195 8H196V10H195ZM154 9H155V12H154ZM188 10H190V11H188ZM249 10H250V12H249ZM102 11H104V12H102ZM170 11H172V12H170ZM212 11H213V13H212ZM215 11H217V12H215ZM229 11H230V13H229ZM156 12H158V13H156ZM138 13H139V15H138ZM172 13H174V15ZM175 13H176V15H175ZM101 14H104V15L106 14L107 16H109L112 19V21L113 20H115V21H113V22L111 21L110 24H109L108 22H105L104 20H102V18L100 17ZM145 14H146V16H145ZM230 14H232V15L234 14V16H235L234 20L235 21H232L230 19V18H233ZM156 15H157L158 18L156 17ZM163 15H164V17H162ZM181 15H183V16H181ZM196 15H199V18L196 17ZM76 16L77 15L72 17V21L69 22L70 23L69 27L73 28L72 29L73 32H75V33L77 32V34H81L83 32L84 33L88 32V31H84V29H82L81 27L79 28V26H82L81 24L80 25L76 24V22L79 20L78 17H76ZM144 16H145V18H144ZM239 16H240V18H239ZM98 17H100L101 19L98 18ZM147 17H150V19L147 18ZM154 17H156V18H154ZM195 17L198 20H196ZM74 18H75V22H74ZM117 18L118 19L120 18V19L118 20ZM177 18H179V19H177ZM193 18H195V19H193ZM206 18H208V19H206ZM236 18H237V20H236ZM161 19H163L165 22L162 21ZM218 19H220V20H218ZM143 20H144V22H143ZM168 20L171 21V23L168 22ZM155 21H157V22H155ZM98 22H99L100 25L98 24ZM74 23H75V25H77L76 27H75ZM140 23L143 24V28H142V25ZM145 24L147 25V27H146ZM156 24L157 25L159 24V25L157 26ZM160 24H162V25H160ZM152 25L153 26L156 25L157 26V27H155L156 29ZM207 25H208V27H206ZM234 26H235V28H234ZM74 28L76 30H74ZM147 28H149L150 31L152 29V31L147 33ZM242 28H244V29H242ZM122 30H123V32H122ZM176 30H178V33H177ZM240 30H241V32H240ZM134 31H135V33L137 35L139 34L141 36V37H139V35H138V39H136L135 41H134V39L133 40L130 39L132 34H134ZM158 31H159V33H164L163 35H166L167 32H169V34L172 33L173 35L176 33V35H174V37L172 35V37L175 38V39L172 38L173 41L168 43L170 46L167 43L165 45L162 44V41L157 39L158 36H159ZM233 31H235V32H233ZM153 32L158 33V35L156 34L154 36L155 33L153 34ZM233 33L234 34L236 33V34L234 35ZM126 34H129V36L125 37L124 39H121ZM169 34H167V35H169ZM232 34L235 36L234 38H232V36H233ZM229 35L230 36L232 35V36L230 37ZM236 35H238V36H236ZM142 36H143V38H142ZM148 36L149 37L151 36V37L149 38ZM153 36L155 38L157 36V38L154 40V39H152V38H154ZM147 37H148V39L150 41L148 39H146ZM257 39L259 40V42H258ZM156 40H158V41H156ZM262 40H263V42H261ZM152 41L154 43L158 42V43H155L156 47H155V44L152 43ZM251 42H253V43H251ZM177 44H179V45H177ZM81 46H84V45L80 44V46H76V47L73 46V47H71V49L73 51H76V49H78ZM226 46L230 47L231 49L230 50L226 49ZM96 47L97 46H94V48L91 51L92 53H96L98 51V50H96ZM159 49H161V50L164 49V51H161ZM165 49H167V50L169 49L168 50L169 53H167L166 52L167 50H165ZM82 51H84V49H81V50H79V52L74 53L73 54L74 57L77 56L78 53H80ZM122 51H124V52H122ZM137 51H138V53L139 52H143L144 55L152 56V58L150 57L151 61L147 60V59H142V58H140V60L135 58L134 54H136ZM173 51H174L175 55H173L174 54V53H172ZM161 52H162L163 55L161 54ZM163 52L166 53V54L164 55ZM15 53H16V51H15V48H14V50L12 52H10V54H8V55L0 54V65H3L5 63L10 62L9 60H12L13 58H15L14 57V56H16ZM170 53H171V55L174 56V58L177 59V57H178V59L177 60L176 59H174V60L171 59L170 58L171 57ZM158 54H159V56H158ZM251 54H253V55L255 54V55L252 58L253 60L250 59V61H249L248 60V55H251ZM168 56H170V57L167 58ZM232 60H234L235 62H240V63L242 61L243 64H241V65L242 66L246 65L247 67L246 66H244V67H246L248 69L250 68L251 70L250 69L248 70L246 68L242 69L243 67L241 68L239 63H237V65H236V63H234ZM246 60H247V63H245ZM5 61H7V62H5ZM231 62L234 65H231L232 64ZM163 64L167 65V66H173L175 69L177 68L176 69L177 71L170 72L169 70H167L165 68L166 66L164 67ZM235 65H236V67H238V65H239V67H238L239 69L238 70H236ZM124 66H126V67H124ZM133 66H136V67L133 68ZM232 66H233V68H232ZM229 67L232 68L231 71H235V75H234V72L231 73V71H230L231 68L229 69ZM203 68H205V69L202 70ZM206 68H207V71H206ZM234 68H235V70H234ZM240 68H241V70H240ZM120 69L121 70L124 69L127 72V86L124 84V80H123V77H122V71ZM200 70H202V71H200ZM155 74L157 76H155ZM205 75H206V77H205ZM170 77L171 78L173 77V78L171 79ZM97 78H99L98 79L99 81L97 80ZM180 78H182V79H180ZM130 80H131V82H130ZM158 80H159V82H158ZM93 81H95V82H93ZM77 82L78 81H75L74 83H77ZM166 82H165L164 85H166ZM218 82H220V83H218ZM236 83H237V85H236ZM251 83L254 86L251 85ZM7 86H9V84H7ZM207 86H208V88H207ZM177 88L178 89H176L177 92L175 94L178 95V96H181L182 95L181 90H179L178 86H177ZM241 88H242V90H240ZM1 89L2 88H0V91H1ZM259 89L261 91L258 92L257 90H259ZM257 92H258V94H256ZM204 93H206V94H204ZM254 94L257 95V96H255ZM44 95H46V98L44 97ZM1 96H3V94L0 92V97ZM59 96H57V97H59ZM182 96H184V95H182ZM33 98L34 99L36 98L37 100H33ZM238 98H240L241 101H244V103L239 101V100H237ZM126 99H127V101H126ZM41 100H42V102H41ZM48 102L50 104H53V105H57V104L58 105H63L64 111H62V113L59 112L57 115H55V117L57 119L54 118L55 120L53 119L52 120L53 122L51 121L50 125L49 124L45 125V123L43 122V120L40 117L42 114H37V111L38 110H41L43 112L46 111L45 105ZM70 102H72V103H70ZM123 102H125V103H123ZM40 103H42V104H40ZM43 103H45V104H43ZM209 103L210 102L208 100V101H206L204 103V105L209 108V106L213 105V104H209ZM31 105H33V106H31ZM40 105H41V107H40ZM207 105H209V106H207ZM36 106H39L40 108L36 107ZM49 106H52V105H49ZM29 107H31V108H29ZM123 107H121V108H123ZM206 107H203V109L204 108L205 109L201 110L203 112L205 111V113L203 114L204 115L203 117L206 118V119H205V121L202 120L204 123L207 121V117H205V115L206 116H213V117L216 116V114H214L215 112L213 110H207ZM33 108H35V112L34 113L31 112ZM107 109H109V108H107ZM126 110H129V109L127 108ZM129 111H127V112H129ZM239 111H240V113H238ZM63 112H65L66 114L63 113ZM117 112H118V114L120 116V120L124 124L123 125V127H124L123 129H125L127 127V126H125L126 124L127 125H134V124L137 125L138 124V123L136 124L137 120L135 119V116H134V118L132 116L134 114L130 115L126 111L121 112V110L117 111ZM212 112H214V113H212ZM241 112H243V113H241ZM120 113L121 114L123 113V114L121 115ZM19 114H20V116H19ZM22 114H24V115H22ZM64 115L65 116L67 115V116L65 117ZM22 116H26V117H29V118L23 120V119H21ZM130 116H131V118H129ZM203 117H202V119H204ZM247 119H246V121H243V122H246V123H243V124H246L245 126L243 125L244 126L243 128L248 126ZM29 120H32V121L29 123ZM27 123H29V125ZM2 124L5 125V126H2ZM210 126L211 125H208V127L210 128V130L208 128V131H211L213 129V127H210ZM8 128H10L13 131L19 132L21 134H19V136H17L18 134H14V133L13 134L12 133L9 134V133H7L5 131V129H8ZM241 130H243V131H241L238 135H240V136L248 135L244 131V129H241ZM79 131H80V133H79ZM69 135L70 136L71 135H75L74 137H76V138H70ZM108 135L109 134H105V135H102V137L106 138ZM122 136L124 138L128 137V140L127 141L121 140L122 142H118L115 146H106L107 143L111 142L110 140L105 142L104 146H106V148H105L104 151H97L96 153L95 152L93 153L94 155H96L98 157L95 160L98 161L101 157H103L104 159H107V161H110V160H113L114 158H121L124 155L131 154V153L134 156V155H136L135 152H137V150L142 148V145L143 146L145 145V143L142 144L141 142H136V141L134 142V140L140 139V138L133 137L132 135L131 136L127 135L126 132H125V134H122L118 138L121 139ZM212 136H215V133L214 134H210L208 137L211 138ZM92 137H93V142L95 141V143L98 144V142L100 141L99 140L100 139V135L99 136L98 135L97 136H92ZM139 143H141V144H139ZM69 145H70V147H69ZM74 146H76V147H74ZM137 146H139V147L137 148ZM208 148H210V147H208ZM63 149H64V151H62ZM208 151L210 153V150H208ZM69 152H71V153H69ZM133 152H134V154H133ZM6 153H7V155H10V156L14 155L15 158L13 160H8V159L6 160V158H5L7 156ZM73 154H75V157H73V159H72V155ZM67 159H69L68 162H67ZM256 159H255V161H252V164L250 166L242 167L243 172L244 171L245 172H249V173H246L247 175L246 174H244V175L246 177L249 176L252 179L253 178H259L258 181H264V163H261L259 159H257L259 161H257ZM22 160L24 162H20ZM46 160H47V162L45 163V165L44 164L42 165V163H44ZM21 165H19V166H21ZM3 166L0 167V171H2V169H4ZM42 166L44 167V170L41 169ZM40 171H41V173H40ZM45 172H48V174L46 176H41V174L45 173ZM52 174L54 176H50ZM236 177H238V176H236ZM92 183H94V182H90V183L88 182L87 183V185L89 186L90 190H92V188L90 186ZM18 185H19V187H18ZM74 186H75V188H74ZM53 190L56 191V192H54ZM0 191H1V186H0ZM30 192H32V193H30ZM113 193H116V191L115 190L110 191V194H113ZM263 193H264V190H263ZM49 194H51V195H49ZM33 196L36 199H34ZM153 196H151V200L150 199L146 200L147 203L151 202L153 204L152 200L157 201V202L160 203V200L157 199V198H155L157 200L153 199L154 198ZM10 198H11L12 201H10ZM236 200L238 202L237 198H236ZM236 200H234V201H236ZM234 204H236V207L238 206L237 203H235V202L230 206L231 214L228 211L229 212V217H224V218H226V220L224 219L223 226H226L227 223L230 222V221L235 222V220H237V219L238 220L240 219L239 221H241V222L243 221V219H242L243 215L239 213L240 211H237L236 210L237 208L235 210H234V208L233 209L231 208ZM110 207L112 208V205ZM150 207L152 208V207H154V205L151 206V204H150ZM107 208H108L109 211L107 210ZM139 208H140V206H137V209H139ZM31 210H32L33 213L35 212L34 214L38 213L35 216H38L40 214V209H38V207L34 206V208L32 207ZM31 210L29 208L30 212L28 211L27 214H29V213L31 214ZM148 210L149 209H147V211ZM232 210L235 211V212H233ZM244 210L246 211L247 209L244 207ZM105 212L103 213V215H105ZM144 212H142L143 215H145L147 213L145 210H144ZM232 213H235V214H232ZM238 213H239V215H237ZM107 214H106V216H108V219H112V217H109V215H107ZM60 215L61 214H59V217H60ZM22 216H24V215H22ZM96 216H98L97 218L100 220V218L102 217V214H98ZM106 216H103V217L106 218ZM51 217L55 219V218H58V215L57 216L53 215ZM51 217H49V219H51ZM136 217H140V216L137 214ZM142 217H143V219H146V218L150 217V215L142 216ZM207 217H210V216H207ZM60 218H62V217H60ZM225 221H226V224H225ZM116 222L118 223V220ZM147 223L150 224V222H147ZM208 226L210 228L213 227V226H210V224H208L207 227ZM247 227H249V226H247ZM257 227H258V225H257ZM259 230H261L262 233H264V229L259 228ZM133 231L134 230H132V232ZM81 233L84 234L85 231L81 232ZM81 233L79 234L81 236L78 237V239H79L78 241L79 242L77 241V243H76L79 246L75 245L77 248L74 246V248H75V256H73L74 260L78 259V257L82 259L83 256H85L88 253H89L88 256H90V255L93 256L94 253H96L98 251L105 252L103 254V256H110L111 257V256L115 255L116 257H118L120 252L125 248V244H127V240L125 239L126 243H124V241H123V243L120 244V245H116L115 246V245H111L110 243H107V245H101V244L104 243L103 241L93 242L90 239H88V237H86V234L83 237ZM236 233H237V230H236ZM81 237H83V238H81ZM15 238H17V236L16 237L15 236L9 237L10 240L11 239L14 240ZM81 240L84 241V242H81ZM112 241H114V240H112ZM225 242H226V240H225ZM9 244H10V247H9ZM38 244L39 243L36 240L34 242H32L30 244L31 246L29 245V249L26 252L27 255H25L23 257V259L17 260V255L15 254V249L17 247H19V246H15L12 242L7 243V245L3 247L4 249L2 251V253L6 254V255H3V257H5L4 258L5 261L2 264H27V263L28 264L29 263L30 264L31 263L34 264L37 261V260H35L36 255H34V254H36L35 252L37 251L36 248H38ZM93 244L101 245V247H92ZM207 247L208 246H204V248H207ZM215 247L219 248L220 246L216 245V246L213 247V245H212V246H210V248L208 247V249H204L203 248V251H202V252H204L203 253L204 254L203 257L202 256L199 257V260L196 261V262H191V263L188 262V263H185V264H207L208 262L205 261V260L208 259L209 256L214 257L213 258L214 261L219 260V258L222 257V256H220V254L222 255L223 251L220 254H217V253L215 254V252H218L217 251L218 249H216ZM257 247H258V249L260 248L259 250L261 251L262 254H260V256L254 257L253 258L254 262H253L252 259H250V260L246 259V260L242 261V264H257L258 263L257 261H259L261 258L264 257V254H263L264 253V248H263L264 246L261 245V244H258ZM120 249H122V250H120ZM221 249L224 250L223 247ZM221 249L219 250L220 252H221ZM95 250H96V252H95ZM91 251H93V254H92ZM212 252H214V253L212 254ZM205 255H206V257H205ZM217 255H219L220 257L217 256ZM95 256H97V255H95ZM134 256L135 255H132V256H130V258L129 257H123L122 259L123 260L133 259L136 262V260H135L136 258ZM216 256H217V258H216ZM29 258H31L32 260L29 259ZM29 260L32 261V262H30ZM33 260H35V262ZM251 260H252V262H251ZM25 261H28V262H25ZM135 262H131V263L135 264ZM208 264H210V263H208Z\"/></svg>", "mask_w": 264, "mask_h": 264}, {"label": "flooded vegetation", "instance_id": "flooded-vegetation-1", "mask_svg": "<svg viewBox=\"0 0 264 264\" xmlns=\"http://www.w3.org/2000/svg\"><path fill=\"white\" fill-rule=\"evenodd\" d=\"M61 1L62 0H46V1H43V0H21V1L12 0V2H10V3H12V4H10V6L8 5L6 7H1L0 8V45H1L0 46V54L8 55L15 48V51H16L15 55H17V57L19 56L18 58L15 56V58L12 59L14 61L9 60L10 62H8V64L0 65V88H2L0 92L3 94V96L0 97V110L11 108V105L14 104L13 101H11V100L7 101V100L4 99V90L5 89L6 90L8 89V90L11 91L10 92L11 94L10 93L9 94L12 97V100H13V99L17 98L18 96L26 97L27 92L32 90L33 88L39 89L38 93L41 94L46 89L50 88L51 90H54V88H58L60 86H64V88L62 90L57 91V92H53V91L51 92L50 91L51 93L48 94V95L51 96L53 94V95L56 96V97H52L53 99L50 98L51 103H57V102H60V101L63 102V100H64V102H66L68 97H69V95L73 91L68 92L70 94H68V93H66L65 95H60V94L66 92L67 90H69L71 88L80 87V86L83 85L84 82H88L89 81L88 79H91V78H93L95 76H98V75H102L103 72H105L107 70H111V69L107 68V65H106V62H105V61H107V57H104L105 54L102 53V51L99 50V49H101V47H103V43H105L107 40L114 39V37L113 36H109L106 33L102 32V31H98V30H96V32L95 31H88V32H85V33L83 32V33L78 34V35H77V33H74L72 31V29L69 27V24H70L69 22L72 21L71 15L68 14V13H71L70 8L68 7L69 11L67 10L68 13L66 12L65 13L66 15H62V16L59 17L58 13H62V11L64 12V10H62V9L59 10L57 7H62L65 4H67V5L69 4V3H66V2L63 3ZM21 6H22V8H21ZM55 9H57V10H55ZM54 16H55L56 19H54ZM59 19H61V20L58 21ZM56 22H57V24H56ZM61 25H62V27L64 25L63 29L61 28ZM103 34H105V35H103ZM135 35H137V34L136 33L132 34L130 39H132V40L134 39V41L136 39H138V36H135ZM128 36H129V34H126L122 39H124L125 37H128ZM80 44H82L84 46L79 47L76 51H73L71 49V47L80 46ZM26 46H29V47H26ZM94 46H97L96 50H98V51L95 54L94 53L91 54L92 53L91 51L94 48ZM135 46L136 45H134V44L121 45V47H118V48L112 50L113 54H109V55L114 57L115 55H117V53H118L117 50L119 48L135 47ZM81 49H84V51L78 53V55L74 57L73 54L79 52V50H81ZM109 55H107V56H109ZM21 56L23 58L25 56L26 57L23 59ZM98 56H99V58H98ZM16 58H17V60H16ZM100 60H101V62H100ZM102 65H104V66H102ZM8 67H10V68H8ZM31 75H33V76L31 77ZM60 75H62L63 77L60 76ZM6 80H8V81H6ZM75 81H78V82L74 83ZM16 83H17V86H16ZM7 84H9V86H6ZM57 96H59V97H57ZM99 99H101V100H99ZM179 99H180V97H179ZM179 99H178V102L181 103L180 102L181 100H179ZM231 99L233 100V99H235V97L234 98L232 97L229 100H231ZM90 100H92L91 101L92 106H90L89 109L87 110L88 117H87V120H86L87 127L89 128V132H88V136L85 138L84 142L82 143V147L84 148V149H82L83 153H81L79 151V153L77 154L78 157L82 156L85 159L83 164L85 162H87V163L84 164L85 170L82 167V170L85 171V174H86V175L84 174L85 177L83 176V178H82V182L84 183V185L79 186V187L82 188V189H85V193H87V195H90L91 197H92V195L95 196V197H98L100 195L98 198H104V197L108 196V197L111 198V199L107 200V202L110 203L109 205H112V206L113 205H117V204L119 205V203H120L121 204L120 205L121 208L117 209V213H119V211H120V213L117 214L118 217L116 216L117 218H115V219H108V218H105V217L103 218V212L102 211L97 212L96 213L97 215L99 213L102 214V217L100 218L101 220H98L99 223L97 222L96 224H94L95 226L94 225H93V227L91 226L92 229L90 227L89 228L90 230H87V233L86 232L85 233L87 234L88 239H90L91 241H93V240L95 242L103 241L104 243L101 244V245H107V243H110L111 245H120V244L123 243V239H129L131 236H133L134 233L131 235L130 233H128V231H129L131 225H132L131 229H133V226H135L134 222H135V220L137 218L136 215L140 214V215L143 216L142 212L146 208V209H151V211H147V212H149L148 214L146 213L144 215V216H146V215L148 216V215H150V213L154 212V208L153 207L149 208L150 205L147 202L146 203L148 205H146L145 202H141L140 205H139L137 203V201L135 202L133 199L131 200V198H129L130 201L128 200V198H126L125 200L127 202L124 203L123 196L125 198L126 196L131 197V195H132L131 194V192H132L131 189L132 188L130 186L133 184L134 181L132 180L133 182L131 183L129 180H131L132 175L134 176V173H133L134 170L133 169H135L137 167L136 163H134L136 161H133V160H136V159H134L133 155L126 154V155H124L121 158H114L113 160H110V161H107V159H104L103 157H101L98 161H96L95 159L98 158V157L96 155L95 156L92 155V153L97 152V151H104L106 146H115L118 143V139H119L118 137H120L122 135V133L125 134V132H126V134L128 133L127 135L130 134L133 137L140 138V139L134 140V142L136 141V142H141V143H145L146 144L148 142L151 143L152 141H154L155 136H153V135H155V132L152 131V130H151V132L144 131V130L142 131L140 129H137L135 124L134 125H127L128 128L126 127L125 129H123V125L124 124L120 120V116H119L118 112H116V111H119L121 109L122 105H119L118 103H116L117 99H109L110 103H109L108 107H105V106L101 105V104L106 103L105 97H103V96H97V97L93 96ZM237 100L241 101L240 98H238ZM94 102L95 103L97 102V104H95ZM169 103L166 105V107H167L166 109H168V108L171 109V107H173L171 105V103L170 104ZM49 105H50L49 102L46 103V105H45L46 111H44V112L41 111V110L37 111V114H40V113L42 114L40 117L43 120V122L44 121L45 122L46 121L50 122L51 120H53V118H55V115H57L59 112L64 111L63 108L58 110L57 107L55 108L56 110H54V107L53 106L51 107ZM100 106H101V108H100ZM215 106L211 105V106H209L210 108L207 109V110H212L213 109V111L215 112L217 110V106L216 107ZM243 106L244 105H242L241 107H243ZM200 107L201 106H198L197 109H199ZM213 107H215V108H213ZM260 107H261L262 112L264 113V102H262L260 104ZM96 108H97V110H96ZM107 108H109V109L107 110ZM92 109H93V111H91ZM179 109L180 110H184L185 109V105L180 106ZM200 109H199L198 112L202 113ZM198 112H197V114H200ZM28 118L29 117H26V116H22L21 117V119H23V120L28 119ZM44 119H47V120H44ZM110 122H111V124H110ZM117 122H119L120 125ZM105 125H106V127H105ZM130 127H131V129H130ZM114 128H116V129H114ZM5 131L7 133H9V134L10 133H12V134L13 133L14 134L15 133L16 134H21L19 132L13 131V130L11 132L10 128L5 129ZM141 132H142V134H141ZM209 132L210 133H215L216 131L213 129V130H211ZM149 133H150V135H149ZM101 134L102 135L109 134V135L106 138L102 139L101 138L102 137ZM146 134H147V136H146ZM199 134L198 133L194 134L192 136L194 139L190 138L191 145L195 144L194 141L196 139H197L196 140V144H197V141H198V143L200 141V144H198V145L202 144V139H201ZM97 135H100V139L101 140L99 139L100 141L96 145L95 142H93V137L92 136H97ZM196 135L197 136L199 135L198 137L200 139L198 137H196ZM144 136H146V137H144ZM127 139L128 138H124L122 136L120 140L127 141ZM151 139H152V141H150ZM168 139H169V136L167 135V138L165 140L166 143L169 142ZM109 140L111 142L107 143L106 146H104L105 142H107ZM147 140H148V142H147ZM85 145H86V147H85ZM201 146H200V148L203 147V146L202 147ZM230 147H231V149H230L231 151L228 150V153L230 151V153H229L230 156H228L230 161L232 163H236L237 164V162L240 161V159H242L241 160L242 164H241V162H238V164L240 163L241 165L237 164V166H239V167L241 166V168L244 165L245 166H250L252 164L251 161L256 159V157H258L257 159H259V160H260L261 157L264 159V157H263L264 156V149H263L264 148V143H260L259 147L256 149V151H259V152L253 156L254 157V158H252L253 160L252 159L249 160L248 158H244L243 159V157L240 156L239 153H236L237 151L239 152V148L238 147H235L233 145V146H229L228 148H230ZM232 147H235V148H232ZM236 148H238V149L236 150ZM259 148H261V149H259ZM233 149H235V150H233ZM260 150H262V151H260ZM232 152H233V154H232ZM211 153H210V155H211ZM56 154H58V153L51 154L53 159L49 160L51 162V166H52L51 169L54 171V175L58 173V161H57L58 160V156ZM198 154H199V156H197ZM198 154H197L196 151H193L192 152V156L194 155L193 159L196 160L197 157H198V159L200 158V162H201L202 153L200 154V152H198ZM231 154H232V156H231ZM54 155L56 157H54ZM74 155L75 154H73L72 157H74ZM126 156H127V159H126ZM230 157L231 158L232 157H236L237 160L234 162L233 159H236V158H232V160H231ZM130 158H132V159H130ZM129 159L132 160V161H130ZM195 160H194V163L196 164V162H197V167L195 166V168L197 170H200V168H202L204 166L202 164L203 162L200 163L199 160H196V162H195ZM53 161H55V162H53ZM125 161H127L128 164ZM243 161H245L244 162L245 164H243ZM246 161H249V162H246ZM263 161H261V162H263ZM20 162H23V160L20 161ZM46 162H47V160L44 163H42V164L45 165ZM212 163L213 162H211V164ZM200 165H201V167H200ZM30 166H31V164L28 163V164L22 165V168H24L26 170H31L32 169L31 170L32 171L31 174H32V176H34L33 173H35V171L33 169H35V168H30L29 169ZM211 166H214V163ZM79 167H81V166L79 165ZM41 169L44 170V167L42 166ZM90 171H92V172H90ZM46 173L48 174V172H45V174L42 173L41 176H46L47 175ZM245 173H249V172H245ZM54 175L52 174L50 176H54ZM234 178H236V176L233 177V178L230 175L227 176L226 177V179L228 180L227 183L236 184V181L240 179V177H238V178H236L237 180L235 181ZM241 179H242V177H241ZM123 180H124V182H123ZM258 180H259V178H253V181H252L253 185H251V186L252 187L254 186L255 187V188L253 187L254 189L251 186H249L250 188L248 186H246V188L244 187L245 189H247V187H248V189L246 191L249 192L251 190L252 191V192L250 191L251 193L254 192L253 194H251V193L249 194L247 192L245 198L248 197L249 199H247V198L245 199V201H247V202H245V205H246L245 208L247 209V211H249L248 213H249V215H251L250 218L252 217L255 220L254 221L252 219V221L256 225H258L259 228L264 229V193H263L264 181H258ZM24 181H26V179H23V182ZM127 181H129L131 184L129 182H127ZM230 181H232V182H230ZM88 182L89 183L90 182H97L98 183L97 184V188H98V185H99V190L100 191H97V192L95 191L94 193L92 192L93 189L90 191L89 186L87 185ZM125 183L126 184L129 183L130 186H129V184L126 185ZM215 184H218V183L215 182ZM215 184H210V187L213 188V191L211 190V188H209V186L205 187V189H209V190H206L207 192L204 191L205 189H203V192H206V193H203V195L204 194L210 195V196L204 195V197L208 200V202H210V204L208 203V205L212 206V204L214 203L213 205H215V210L212 209V211H215V213H218V211L220 209L224 210V211H227V210L229 211L230 208H228V207H230L234 203V200H233L234 198H231V197H233V195H230L232 193H228L227 192L228 191L227 188L232 190V189H235V187L232 186V189H231L230 185H229L230 187L227 186V188H225L222 185L219 186V185H215ZM237 184H239V183L237 182ZM122 185H124V186H122ZM218 186H219V189H218ZM196 187H197L196 185L194 187H192V188H195V189H192V191L195 190V192L198 191L197 193H199V192L201 193L202 191H199L200 188H198V187L196 188ZM74 188H75V186H74ZM126 188H127L128 191H126ZM222 189H224L225 191L222 190ZM245 189H243L244 195L246 193ZM257 189H260V191L257 190ZM112 190H115L116 193L110 194V191H112ZM105 192H107V193H105ZM167 192H166V194H167ZM208 192H210V193L212 192L213 194L212 193L210 194ZM126 193L129 194V195H127ZM222 193L225 194V196ZM219 194H221V195H219ZM242 194H243V192H242ZM214 195H215V198H214ZM222 195H223L224 198L221 197ZM227 195L228 196L230 195L231 197L228 198ZM248 195H250V196H248ZM251 195H253V196H251ZM254 195H256L255 199H254ZM170 196H171V192H170L169 195L167 194V196L164 197L165 203L167 202L166 206H168V204H169ZM218 196L220 198H222V199H219ZM226 196H227L228 200H230V201L225 200ZM112 197L114 199H112ZM217 197H218V199H216ZM209 198L211 200L213 199L212 201L215 200V202L209 201L210 200ZM251 199H254V200L251 201ZM216 200H218V201H216ZM223 200L226 201V202H229V203L225 202L226 204H223L224 203ZM120 201H123V202H120ZM132 201H134V202L131 203ZM211 202H212V204H211ZM216 202H218L217 205L219 207H221V208H219L215 204ZM135 203H137V204H135ZM149 203L152 204L151 202H149ZM219 203L220 204L222 203L223 207L221 206L222 204L219 205ZM131 204L133 206L134 205H136V206L139 205L140 208H141V211L142 210L143 211L141 212L140 209H137L136 206H134V207L131 206ZM141 204L143 206H141ZM126 205H128L129 208H127ZM123 206L125 207V209H124ZM216 207H218L219 210H217ZM126 209L129 212L126 211ZM123 211H125V212H123ZM111 212H113V210ZM208 214H212V212L210 213L208 211L207 215ZM124 218H125L126 221L124 220ZM117 220H118V223L116 222ZM112 226H113V228H112ZM116 230H117V232H116ZM101 236H103L102 237L103 239L101 238ZM105 237H107V238H105ZM112 240H114L115 242L112 241ZM101 245L93 244L92 247H101ZM93 251H91V252H93ZM104 253L105 252L100 251V254L102 256H103ZM103 257H104V259H102ZM103 257L100 256L99 260H98V258L96 260V258L93 259V258H91V256H88L86 254L85 256H83V262H84V264H87V262H88V264H102V263L103 264H111V263L112 264H130L131 262H134L133 259H129L130 261L129 260H123L122 258H118V257L116 258V256H114V255L111 256V257L110 256H103ZM107 257H108V259H106ZM107 260H109V262Z\"/></svg>", "mask_w": 264, "mask_h": 264}]
</instances>
